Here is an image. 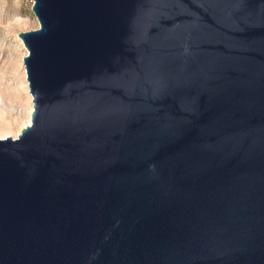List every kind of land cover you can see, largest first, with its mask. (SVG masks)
<instances>
[{"label":"water","instance_id":"95a60500","mask_svg":"<svg viewBox=\"0 0 264 264\" xmlns=\"http://www.w3.org/2000/svg\"><path fill=\"white\" fill-rule=\"evenodd\" d=\"M32 11L0 264H264V0Z\"/></svg>","mask_w":264,"mask_h":264},{"label":"rangeland","instance_id":"374dc122","mask_svg":"<svg viewBox=\"0 0 264 264\" xmlns=\"http://www.w3.org/2000/svg\"><path fill=\"white\" fill-rule=\"evenodd\" d=\"M33 0H0V138H13L30 123L32 97L23 64L27 54L19 32L36 29Z\"/></svg>","mask_w":264,"mask_h":264}]
</instances>
